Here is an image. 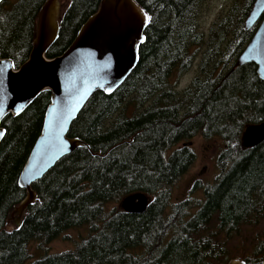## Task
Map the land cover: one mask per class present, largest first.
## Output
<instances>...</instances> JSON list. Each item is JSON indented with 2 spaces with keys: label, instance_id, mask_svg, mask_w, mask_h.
Listing matches in <instances>:
<instances>
[{
  "label": "trees",
  "instance_id": "16d2710c",
  "mask_svg": "<svg viewBox=\"0 0 264 264\" xmlns=\"http://www.w3.org/2000/svg\"><path fill=\"white\" fill-rule=\"evenodd\" d=\"M135 1L149 15L137 66L113 93L95 92L68 134L102 156L80 147L63 157L34 183L37 199L14 229L11 212L26 196L19 177L42 133L50 91L3 119L0 264H227L229 241L264 218V142L248 149L241 142L247 124L264 121V80L254 63L235 65L259 24L247 30L244 23L255 0L236 2L209 40L195 21L200 0ZM44 2H0V56L16 67L29 57ZM99 3L69 0L49 58L68 48ZM203 44L200 74L185 89L173 87L172 76L194 66ZM197 136L222 141L219 175L195 186L201 199L174 200L173 186L196 160L190 142ZM135 192L151 197L145 212L108 208ZM85 225L92 234L75 249L32 258V243ZM244 260L264 264V240Z\"/></svg>",
  "mask_w": 264,
  "mask_h": 264
},
{
  "label": "water",
  "instance_id": "95a60500",
  "mask_svg": "<svg viewBox=\"0 0 264 264\" xmlns=\"http://www.w3.org/2000/svg\"><path fill=\"white\" fill-rule=\"evenodd\" d=\"M61 16L60 0H45L37 14L36 36L28 59L16 67L10 58L0 56V69H3L0 71V101L3 102L0 142L6 132L2 121L7 115H19L42 92L51 93L42 133L19 177L26 196L11 212V218L18 217V225L37 199L34 183L63 157L80 147L102 156L82 139L70 137L69 130L95 92L113 93L137 66L139 46L145 40L149 24V15L135 0H100L98 9L81 25L68 48L61 55L49 58L47 53L60 36ZM258 22L235 65L254 63L259 78L264 80V0L254 1L245 19V28L249 30ZM241 142L246 149L264 142V121L247 124ZM150 202L149 195L135 192L121 200V209L127 213H143ZM227 264L247 263L233 258Z\"/></svg>",
  "mask_w": 264,
  "mask_h": 264
},
{
  "label": "rangeland",
  "instance_id": "374dc122",
  "mask_svg": "<svg viewBox=\"0 0 264 264\" xmlns=\"http://www.w3.org/2000/svg\"><path fill=\"white\" fill-rule=\"evenodd\" d=\"M60 2L61 12L63 13L69 4V0H60ZM236 2H238L240 7L244 4V0L199 1L195 13V21L200 31L205 33L207 40H209L211 30L218 27L222 18L227 15ZM205 44L200 48H198L199 46L195 47L199 52L196 54L194 66L187 73L178 77V74L175 72L172 76L171 85L173 87L178 85L180 86L179 89H185L200 74L199 63L207 47ZM191 143L196 154V160L185 175L173 186L174 200L201 199L204 195L203 189L202 187L195 189V185L191 187L193 185H191L192 179L197 176L200 178L199 184L206 186L207 184L214 183L216 177L219 175L218 156L223 148L222 141L220 139L205 140L203 137L197 136L192 139ZM181 145L182 143L170 150L167 155H170L173 150ZM112 207L121 208V202L112 203L108 206V208ZM17 218V216L15 218H11L10 216L8 221L9 229H14L18 225L17 222L19 220ZM91 234L90 226L85 225L67 230L59 238L48 244L34 242L30 246L32 258H40L46 253H60L73 250ZM260 240H264V218L258 223L244 226L242 233L229 241L228 252L233 258L244 260V258L252 255L254 247ZM217 263L221 264L220 261Z\"/></svg>",
  "mask_w": 264,
  "mask_h": 264
},
{
  "label": "flooded vegetation",
  "instance_id": "af4514ba",
  "mask_svg": "<svg viewBox=\"0 0 264 264\" xmlns=\"http://www.w3.org/2000/svg\"><path fill=\"white\" fill-rule=\"evenodd\" d=\"M204 169H206V168H204ZM219 172H220V170H219ZM217 174H218V172H217ZM217 174H216V175H217ZM214 178H215V177H214ZM199 181H200V178H199V177H197V176L194 177V178L192 179V181H191V185L193 184L191 187H193L194 185L196 186L197 184H199Z\"/></svg>",
  "mask_w": 264,
  "mask_h": 264
},
{
  "label": "snow or ice",
  "instance_id": "6c2138e0",
  "mask_svg": "<svg viewBox=\"0 0 264 264\" xmlns=\"http://www.w3.org/2000/svg\"><path fill=\"white\" fill-rule=\"evenodd\" d=\"M0 71H3V69H0ZM2 101H0V110H2ZM17 107H20L19 105H17Z\"/></svg>",
  "mask_w": 264,
  "mask_h": 264
}]
</instances>
